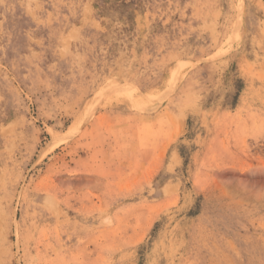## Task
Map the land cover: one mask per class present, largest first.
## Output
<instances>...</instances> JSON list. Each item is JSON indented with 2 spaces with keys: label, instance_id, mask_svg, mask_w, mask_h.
<instances>
[{
  "label": "rangeland",
  "instance_id": "374dc122",
  "mask_svg": "<svg viewBox=\"0 0 264 264\" xmlns=\"http://www.w3.org/2000/svg\"><path fill=\"white\" fill-rule=\"evenodd\" d=\"M0 264H264V0H0Z\"/></svg>",
  "mask_w": 264,
  "mask_h": 264
}]
</instances>
